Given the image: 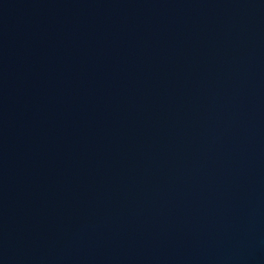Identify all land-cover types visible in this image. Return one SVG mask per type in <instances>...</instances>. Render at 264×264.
Returning <instances> with one entry per match:
<instances>
[{"label":"water","instance_id":"obj_1","mask_svg":"<svg viewBox=\"0 0 264 264\" xmlns=\"http://www.w3.org/2000/svg\"><path fill=\"white\" fill-rule=\"evenodd\" d=\"M0 264H264V0H0Z\"/></svg>","mask_w":264,"mask_h":264}]
</instances>
